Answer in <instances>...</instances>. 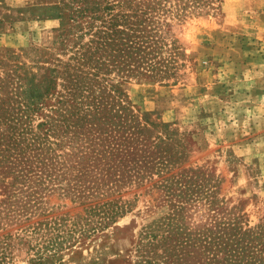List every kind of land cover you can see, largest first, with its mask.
Returning a JSON list of instances; mask_svg holds the SVG:
<instances>
[{
  "label": "rangeland",
  "instance_id": "rangeland-1",
  "mask_svg": "<svg viewBox=\"0 0 264 264\" xmlns=\"http://www.w3.org/2000/svg\"><path fill=\"white\" fill-rule=\"evenodd\" d=\"M60 5L61 0H0V78L9 73L5 82L11 91L0 89V106L9 109L0 118V264H46L35 258L52 254L49 264H146L168 257L165 247L184 246L178 237L204 227L227 231L229 222L264 238V0H217L205 12L167 17L166 73L110 72L121 77L124 105L135 124L149 131L150 148H139L149 149L155 161L169 162L170 170L148 172L118 192L83 203L48 190L29 195L33 186L10 185L6 166L8 151L28 141L38 144L35 138L42 135L54 139L45 131H52L59 85L34 104L15 95L29 81L41 83L57 59L66 61L70 54H61L59 29L77 31L74 25L83 20H69L65 7L61 16L53 14ZM171 173L184 178L168 193L162 184ZM186 183L190 189L181 192ZM18 188L19 201L6 199ZM115 202L120 214L103 215ZM22 203L32 212L22 214ZM177 218L182 233L148 242L150 231L159 235L161 224L176 225Z\"/></svg>",
  "mask_w": 264,
  "mask_h": 264
},
{
  "label": "trees",
  "instance_id": "trees-1",
  "mask_svg": "<svg viewBox=\"0 0 264 264\" xmlns=\"http://www.w3.org/2000/svg\"><path fill=\"white\" fill-rule=\"evenodd\" d=\"M61 1L62 5L55 6L53 14L61 16L62 7H65L70 10L69 20H83V25H74L77 31L64 27L59 29L57 43L65 50L61 54H70L66 61L58 58L49 70L51 75H46L41 83L29 81L15 95L34 104L42 100L54 85H59V88L55 86V104L58 106L53 108L56 117L50 125L52 131H45L50 132L54 139L42 135L35 138L38 144L28 141L19 151H8L6 166L11 173L10 185L20 182V185L33 186L29 195L48 190L49 193L56 192L61 197L83 203L87 198L118 192L119 188L138 177L142 179L148 172L161 175L170 170L166 168L169 162L155 161L150 150L143 149L151 144L146 135L149 131L143 130L140 123L135 124L134 115L124 105L127 95L118 81L121 77L166 73L169 63H165L163 57L166 46L164 34L165 28L170 27L166 18L179 19L193 11L205 12L217 0ZM67 40L71 43L68 44ZM170 48L176 49V46L171 44ZM112 71L121 77L110 76ZM8 77L9 73H5L0 78V89L4 88L7 93L11 92L7 91L5 82ZM8 113L9 109L0 106V118ZM135 126L138 128L135 129ZM139 144L143 148H139ZM169 157L178 158L177 155ZM182 174L171 173L162 187L171 193L172 186L179 182L178 178H184ZM182 186L184 189L181 192L186 193L190 189L187 183ZM21 195L22 189H14L6 194V199L14 197L19 201ZM34 199L36 203L38 198ZM18 206L23 208L22 214L32 212V209L25 208V203ZM88 208L91 210L94 206ZM121 208L115 202L103 215H119ZM181 221L177 218L176 225L172 224L173 221L166 226L161 224L159 229L162 233L158 235L150 231L145 237H151L149 243H153L154 239H170L173 231L183 232ZM61 225L58 223L55 226L57 231H60ZM229 225L227 231L204 227L193 230L194 234L186 235V239L178 237L177 244L185 242L184 246L174 247L173 250L165 247L168 257L161 261L148 260L146 264H264V246H259L264 244L261 232L236 230L233 222ZM60 235L57 233V236ZM53 256L38 255L35 259L38 263L49 264Z\"/></svg>",
  "mask_w": 264,
  "mask_h": 264
}]
</instances>
